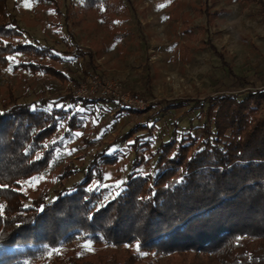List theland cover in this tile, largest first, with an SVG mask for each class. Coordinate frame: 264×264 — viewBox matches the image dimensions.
<instances>
[{"label":"trees","instance_id":"1","mask_svg":"<svg viewBox=\"0 0 264 264\" xmlns=\"http://www.w3.org/2000/svg\"><path fill=\"white\" fill-rule=\"evenodd\" d=\"M35 1L54 5L62 15L59 0ZM237 1L258 2L264 15V0ZM126 6V0H82L78 7L111 32ZM200 10L208 19L217 14L208 6ZM185 31L196 37L191 28ZM25 36L8 0H0V69L12 66L32 75L77 80L44 62H62L67 56L26 42ZM208 45L227 73L238 77L217 44ZM81 53L93 65V52ZM184 54L189 60V46ZM14 56L32 59L12 64L9 58ZM146 86L151 90V79ZM96 100L68 94L40 102L11 97L0 105V264H152L159 261L154 255L166 264H264V87L162 106L154 116L163 110L199 109L208 123L199 137H179L175 130L156 152L150 140L140 142L136 136L140 131L151 134L153 126H132L116 140L134 138L133 167L149 165L157 157V172L132 171L124 188L108 201L106 189L94 184L104 180V167L117 164L120 157L104 150L95 154L82 181L62 189L53 200L40 196L28 204L25 182L53 164L63 139L85 125V109ZM123 109L133 110L126 105ZM62 125L67 126L63 136ZM75 171L67 168L61 177ZM81 240L114 247L137 244L147 255L132 249L121 256L86 253L75 247Z\"/></svg>","mask_w":264,"mask_h":264},{"label":"rangeland","instance_id":"2","mask_svg":"<svg viewBox=\"0 0 264 264\" xmlns=\"http://www.w3.org/2000/svg\"><path fill=\"white\" fill-rule=\"evenodd\" d=\"M25 2L8 0L13 16L26 30L24 41L50 47L57 54L67 56L68 60L62 62L48 59L44 62L77 80L64 81L49 74L32 75L14 70L12 66L2 68L0 105L11 97L19 102H40L44 97L68 94L97 98L85 109V125L63 139V147L53 164L25 182L28 204L40 196L47 201L53 200L62 189L82 181L95 154L104 150L118 152L120 157L117 164L104 167V180L94 184L99 190L106 189L108 201L124 188L123 183L132 171L157 172V157L149 165L133 167L137 153L132 146L134 138L116 140L132 126L143 122L153 126L151 134L140 131L136 136L139 135L140 142L150 140L156 152L175 130L179 137H199L202 127L208 123L207 118L199 115V109L189 112L181 108L163 110L154 116L162 106L264 87V15L258 2L208 0V5L205 0H126L127 6L117 17L116 27L111 32L105 30L97 18L79 9L82 0H59L62 15L54 5H39L35 0H27L30 7H26ZM206 6L212 12L217 11L212 19L200 10ZM186 28H191L196 37L190 38ZM210 41L225 53L238 77L227 73L220 58L210 50ZM185 46L190 47L189 60L184 54ZM88 50L94 54L93 65L81 53ZM14 57L12 64L32 59ZM148 79H151V90L146 86ZM108 84L139 94L146 105L129 106L133 110L128 111L120 102H106L101 98L109 97L108 93L103 94ZM82 89L88 92L81 94ZM96 91L100 94L93 93ZM66 129L67 126L62 125L61 136ZM95 137L99 138L96 142L87 141ZM67 168L76 171L62 178ZM75 247L103 256L114 253L121 256L129 249L140 251L137 244L114 247L83 240ZM140 252L142 256L147 255ZM157 258L159 261L152 264H166L165 258L154 255V260Z\"/></svg>","mask_w":264,"mask_h":264},{"label":"built area","instance_id":"3","mask_svg":"<svg viewBox=\"0 0 264 264\" xmlns=\"http://www.w3.org/2000/svg\"><path fill=\"white\" fill-rule=\"evenodd\" d=\"M109 87L103 94L108 93L107 95L123 105L126 106H136V107H143L146 105V100H144L139 94H134L131 91L121 90L117 86L108 84ZM87 89H82L80 93H87Z\"/></svg>","mask_w":264,"mask_h":264},{"label":"snow or ice","instance_id":"4","mask_svg":"<svg viewBox=\"0 0 264 264\" xmlns=\"http://www.w3.org/2000/svg\"><path fill=\"white\" fill-rule=\"evenodd\" d=\"M25 6L26 7H30V4L27 2V0H26V2H25ZM9 59H14V58H9ZM9 70H11V69H9ZM33 108L35 109V106H33ZM77 135H79V134H77ZM180 181H178L177 183H179ZM118 183H122V182H118Z\"/></svg>","mask_w":264,"mask_h":264}]
</instances>
